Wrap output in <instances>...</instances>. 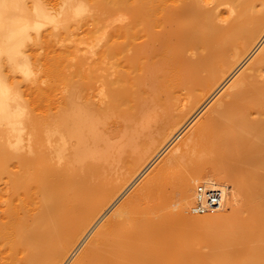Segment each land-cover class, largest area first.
<instances>
[{
  "label": "bare ground",
  "instance_id": "obj_1",
  "mask_svg": "<svg viewBox=\"0 0 264 264\" xmlns=\"http://www.w3.org/2000/svg\"><path fill=\"white\" fill-rule=\"evenodd\" d=\"M61 3L57 15L42 0H0V216L11 258L23 251V264H264V0ZM56 21L66 47L53 68L66 60L65 73L44 87L39 49L54 41L44 28ZM206 140L226 167L191 162ZM181 164L193 172L168 176L171 190H159L166 169ZM221 180L233 181L222 205L192 215L195 184ZM158 190L180 198L165 223L148 217V195ZM183 222L212 228L197 237L210 251L177 238L172 224Z\"/></svg>",
  "mask_w": 264,
  "mask_h": 264
},
{
  "label": "rangeland",
  "instance_id": "obj_2",
  "mask_svg": "<svg viewBox=\"0 0 264 264\" xmlns=\"http://www.w3.org/2000/svg\"><path fill=\"white\" fill-rule=\"evenodd\" d=\"M43 2H44V4L55 14H57V13H59V11H61V9L59 10V6H61L62 5V3H61V1H63V0H42ZM61 4V5H60ZM221 9H225V7H222ZM59 10V11H58ZM55 11V12H54ZM58 11V12H57ZM58 15V14H57ZM60 19V17L58 18L57 17V20H59ZM59 21H56L53 25L52 24H50L49 26L47 25L44 29H45V31L44 32H46V33H48L49 32V36H51L52 37V35L54 36V41L53 42H51V43H45V46H42L40 49H39V60H38V62H37V64H38V67H39V69H40V73H39V77H40V81H41V85L42 86H44V87H48L51 83H53L54 81H57L58 79H59V75L60 74H63L64 75V73H65V63H66V60H63L62 61V65L61 64H58V66L56 67V68H53V66H54V64H56V62H57V56L60 54V53H62L64 50H65V47H66V43H65V40H64V35H63V28H64V26H62L63 24H61L60 22L58 23ZM58 23V25H56ZM49 24V23H48ZM46 28H48L47 29V31H46ZM43 29V30H44ZM51 32V33H50ZM50 34H52V35H50ZM258 52V51H257ZM257 52L252 56V58L257 54ZM251 58V59H252ZM247 64V63H246ZM246 64L243 66V67H241L240 69H239V71H237L238 73H236L230 80H228L226 83H225V85H224V87L221 89V91H219L210 101H209V103L205 106V109H207V108H209L213 103H214V101L216 100V99H218L219 98V96H221L222 95V93L224 92V91H226V87L232 82V80L243 70V68H245V66H246ZM205 109L204 110H202L201 111V113H199L195 118H193V123L203 114V112L205 111ZM38 112V111H37ZM199 116V117H198ZM192 123H190L189 124V126L191 125ZM188 126L187 127H185L183 130H182V135L186 132V130H188ZM181 135V136H182ZM179 140V138L178 139H175L174 141H172L171 143H170V146H169V148L168 149H166L165 148V145L164 146H162L159 150H158V153H157V155L154 157V159H153V164H152V166L148 169V171L143 175V176H141V177H139L138 179H137V181H136V183L134 184V186L132 187V189H130L127 193H125L124 195H123V197H121L120 199H119V201L116 203V205H115V209L117 208V207H119V205L132 193V191L134 190V188H136L141 182L140 181H142V179H144L147 175L149 176V174L151 175L152 174V172H154L155 170H156V168H157V166H159L160 164H162L161 163V160L162 159H164V157H165V154L168 152V150L169 149H171L172 147H175L173 144H177V141ZM205 143V144H204ZM204 143H202V144H200V145H198V146H196V148H194V150H192L191 152H190V157H191V162L193 163H195V162H199L201 165L203 164L204 166H205V169H206V171L207 170H209V171H212V170H216V169H219L220 167H226L227 165L224 163L225 161L224 160H220V159H218V157L219 156H217L216 155V151H213V152H215V155H214V153L211 151L212 150V148H210V147H213L214 148V146H212L213 145V143L211 144V143H208L207 142V140L204 142ZM175 144V145H176ZM211 144V145H210ZM210 145V146H209ZM201 149V150H200ZM215 150H216V147L214 148ZM161 151V152H160ZM194 151V152H193ZM193 152V153H192ZM192 153V154H191ZM196 153V154H195ZM197 155V156H196ZM212 158V159H211ZM215 158H217L218 160H214ZM196 161H195V160ZM215 161H217V162H215ZM202 162V163H201ZM208 162H211V163H208ZM215 164V166H217V167H215L213 164ZM186 164V163H185ZM185 164H181L182 166H183V168L182 167H180V168H182V169H184V171L182 170V169H180L181 170V172H180V170H177L178 168L176 167H173V168H169V170H168V168L166 169L167 171H165L166 172V178H165V174H164V179H166V180H163L164 182H162V184H163V186L161 185V188L159 189V190H171V185H169L168 183H170V184H172V182H173V180L174 181H176L177 179H176V176L177 175H175V174H179V176H181L182 174L184 175V174H190V173H192L193 171V166L191 167L190 165H191V163H190V165H188L191 169H188V168H186V167H188L187 165H185ZM180 165V166H181ZM235 166H238L239 167V165L238 164H234V167ZM153 167V168H152ZM156 167V168H155ZM210 167H211V169H210ZM238 167H236V169H237V171L235 170L234 172H238L239 174H241L240 172H239V169H241V167H239V169H238ZM185 168H186V170H185ZM188 169V170H187ZM191 171V172H190ZM150 172V173H149ZM164 172V173H165ZM173 172V173H172ZM174 174V175H173ZM238 174V175H239ZM172 175V176H171ZM168 176L170 177V178H173V180L171 179V182H170V180H169V178H168ZM178 176V177H179ZM241 176H243L242 174H241ZM236 177H238L237 175H236ZM142 178V179H141ZM167 179H168V181H167ZM166 181V182H165ZM229 181H231V182H229ZM237 182H239L238 180H237ZM164 183H165V185H164ZM201 182H199V183H197V184H195V187H194V189H196V186L198 185V184H200ZM232 184V185H230V184ZM2 184V183H1ZM168 184V185H167ZM3 185V184H2ZM173 185V184H172ZM210 185H215V186H218V187H222V188H224L225 189V187H227L226 188V192L230 195L231 193V191H229L228 190V188L231 186V187H233V181L232 180H221L220 182L218 181H216L215 183H212V184H210ZM223 185H225V186H223ZM166 186V187H165ZM1 187V186H0ZM163 187V188H162ZM158 190V193H157V191H153V193H151V195L149 194L148 195V210H152L153 212L151 213L150 211H148V212H150L151 214V216H148V217H151L152 218V220H154V222H161V223H165L166 221H168L169 220V218L171 217V215H173V213L175 214V213H177V212H179L181 209V203H180V198H177L178 196L177 195H165V194H160V191ZM166 190V191H167ZM1 191L2 190H0V193H1ZM156 192V193H155ZM128 194V195H127ZM161 196V197H160ZM164 196H166L164 199H168V197L170 198V200H167L166 199V201L165 200H161V198H163ZM158 197H160L159 199H158ZM125 198V199H124ZM2 199L0 198V201H1ZM160 200V202L158 203V201ZM163 201V202H162ZM2 203L0 204L1 206H0V214H1V216L3 215L4 216V214H3V207H5V204L3 203L4 201H1ZM161 202L163 203V204H161ZM158 203V204H157ZM4 204V205H3ZM163 205V207L161 208V206ZM3 205V206H2ZM158 206H160V208L158 207ZM229 206H231V205H228L227 207H226V209L224 210V212H225V214H230L231 212H232V210L231 209H229V208H231V207H229ZM231 210V212H229V210ZM1 211H2V213H1ZM160 211L162 212V213H160ZM222 211H223V209H222ZM172 212V213H171ZM168 213V214H167ZM170 213V214H169ZM190 213L192 214V215H194L195 216V214L194 213H192L191 211H190ZM26 215V217H28V219H30L31 218V216L30 215H27V214H25ZM110 214L108 213L106 216H109ZM148 215H149V213H148ZM166 215V216H165ZM169 215H170V217H169ZM206 215H208V214H205L204 216H206ZM0 216V264H10L11 263V253H12V246L11 245H13V243H11V242H13V240H12V238H10L8 235V233H7V230H6V227H5V224H4V221L2 220V218L3 217H1ZM19 216L20 217H23L24 216V213L23 212H20V214H19ZM163 217L165 218V219H163ZM168 219H167V218ZM196 217L198 218V215L196 214ZM150 218V219H151ZM201 218V217H200ZM4 219V218H3ZM106 219V217L103 219V221ZM137 219H139V217H137ZM149 219V218H148ZM159 219V221H157ZM166 220V221H165ZM165 221V222H164ZM180 223H175V224H172L173 226H174V228L173 227H171L172 225L170 224L169 225V227H170V229L171 228H173V230L175 231V234L177 235V238H181L183 241L185 240V241H187V242H189L190 243V245H193V246H195L197 243H198V238H199V236L201 235V234H203V233H205V234H207L208 233V230H209V233L210 232H212L213 230H212V228H209L208 230L206 229V226H204L203 227V225H201L200 227H198V225H191V223H188V222H183V223H181V225H179ZM3 225V226H2ZM28 225H30V221L28 222ZM166 226H167V223H166ZM175 226H176V228L177 229H175ZM192 226V227H191ZM30 227V226H29ZM166 228H168V227H166ZM172 229H171V233H174V232H172L173 231ZM178 232H181V233H176L177 231ZM207 230V231H206ZM192 231V232H191ZM204 231V232H203ZM4 232V233H3ZM189 232V233H188ZM195 232V233H194ZM200 232V233H199ZM198 233V234H197ZM180 234V235H179ZM194 234H197V235H194ZM176 235H175V237H176ZM192 235V236H191ZM190 236V237H189ZM4 237V238H3ZM174 237V238H175ZM198 237V238H197ZM172 238H173V234H172ZM177 238H175V240L177 239ZM179 238V239H180ZM184 238V239H183ZM187 238H189V239H187ZM191 238V239H190ZM193 239V240H192ZM195 239V240H194ZM11 240V241H10ZM174 240V241H175ZM190 240V241H189ZM196 241V242H195ZM206 243V242H205ZM202 244V245H201ZM201 244H197V247H199V249L201 250V251H203V252H208V251H210V248H211V246H210V243H206V244H204L203 242L201 243ZM209 245V246H208ZM206 246V247H205ZM209 248V249H208ZM23 252V251H22ZM22 252H19V254H18V257H16V259L17 258H20V260L19 259H17V260H14V259H12L13 261L12 262H14V264H20V262H21V264H23L24 262H25V256L27 255V253H26V255H25V253H22ZM25 252V251H24ZM6 254V255H5ZM13 254V253H12ZM22 254H23V256H24V258H23V256H22ZM7 258V259H6ZM9 262V263H8ZM26 263V262H25Z\"/></svg>",
  "mask_w": 264,
  "mask_h": 264
},
{
  "label": "built area",
  "instance_id": "obj_3",
  "mask_svg": "<svg viewBox=\"0 0 264 264\" xmlns=\"http://www.w3.org/2000/svg\"><path fill=\"white\" fill-rule=\"evenodd\" d=\"M225 189L200 183L196 186L192 212L203 214L217 210L223 203Z\"/></svg>",
  "mask_w": 264,
  "mask_h": 264
}]
</instances>
